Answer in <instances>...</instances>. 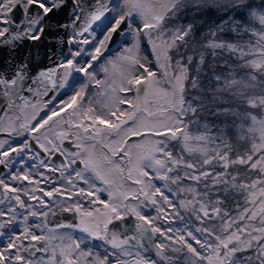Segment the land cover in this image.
Segmentation results:
<instances>
[{"label":"snow or ice","instance_id":"snow-or-ice-1","mask_svg":"<svg viewBox=\"0 0 264 264\" xmlns=\"http://www.w3.org/2000/svg\"><path fill=\"white\" fill-rule=\"evenodd\" d=\"M0 264H264V0H0Z\"/></svg>","mask_w":264,"mask_h":264},{"label":"rangeland","instance_id":"rangeland-1","mask_svg":"<svg viewBox=\"0 0 264 264\" xmlns=\"http://www.w3.org/2000/svg\"><path fill=\"white\" fill-rule=\"evenodd\" d=\"M116 47H119V45H117Z\"/></svg>","mask_w":264,"mask_h":264},{"label":"trees","instance_id":"trees-1","mask_svg":"<svg viewBox=\"0 0 264 264\" xmlns=\"http://www.w3.org/2000/svg\"><path fill=\"white\" fill-rule=\"evenodd\" d=\"M212 17H209V19H211Z\"/></svg>","mask_w":264,"mask_h":264}]
</instances>
